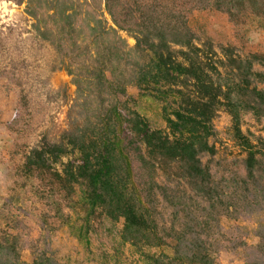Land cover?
Returning <instances> with one entry per match:
<instances>
[{"label": "trees", "instance_id": "obj_1", "mask_svg": "<svg viewBox=\"0 0 264 264\" xmlns=\"http://www.w3.org/2000/svg\"><path fill=\"white\" fill-rule=\"evenodd\" d=\"M12 1L75 86L68 129L32 147L23 170L79 204L78 238L89 244L99 211L122 222L121 241L143 264H222L221 218L248 216L258 240L242 242L245 264H264V137L242 129L246 114L264 118V53L215 45L188 21L190 10L208 8L233 23L264 17V0ZM130 86L162 104L165 128L140 112ZM221 110L240 157L235 171L216 177L202 156L217 152L210 140ZM21 253L19 235H0V264H61L47 238L31 262Z\"/></svg>", "mask_w": 264, "mask_h": 264}, {"label": "rangeland", "instance_id": "obj_2", "mask_svg": "<svg viewBox=\"0 0 264 264\" xmlns=\"http://www.w3.org/2000/svg\"><path fill=\"white\" fill-rule=\"evenodd\" d=\"M188 21L199 38H211L215 45L232 44L241 53H264V17L249 15L233 23L224 12L208 8L190 10ZM30 23L22 7L0 0V235L20 236L26 262L32 261L36 246L43 247L47 238L61 264H143L139 251L121 241V221L113 222L97 211L91 216L89 244H85L78 238L83 223L79 204L48 177L23 170L32 147L43 137L57 141L68 129V110L75 97V86L57 67L53 48L35 38ZM123 35L134 44L133 38ZM128 92L153 127H166L159 101L140 96L134 86ZM213 124L217 136L210 141L217 152L203 155L202 160L219 177L237 169L240 153L230 140V115L221 110ZM242 129L264 137V118L256 121L246 114ZM220 224L218 260L245 264L247 247L242 242L251 246L258 240L254 220L222 217Z\"/></svg>", "mask_w": 264, "mask_h": 264}]
</instances>
